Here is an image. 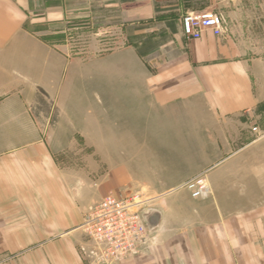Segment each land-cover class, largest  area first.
<instances>
[{
	"label": "crops",
	"instance_id": "crops-1",
	"mask_svg": "<svg viewBox=\"0 0 264 264\" xmlns=\"http://www.w3.org/2000/svg\"><path fill=\"white\" fill-rule=\"evenodd\" d=\"M242 9V0H0V56L10 67L0 89L16 90L0 98V264H87L74 242L60 238L82 222L85 207L68 200L66 171L52 155L61 147L37 123L36 89L51 104L68 84L67 68H149L139 82L140 115L148 106L158 114L192 104L195 96L217 118L254 111L264 104V45L244 36ZM205 10L223 17L222 33L186 38L182 17ZM78 35L96 40L86 63L69 57L68 42ZM177 201L158 202L144 217L154 228L144 253L118 264H264L258 213L217 210L188 224Z\"/></svg>",
	"mask_w": 264,
	"mask_h": 264
},
{
	"label": "rangeland",
	"instance_id": "rangeland-1",
	"mask_svg": "<svg viewBox=\"0 0 264 264\" xmlns=\"http://www.w3.org/2000/svg\"><path fill=\"white\" fill-rule=\"evenodd\" d=\"M242 1L244 36L252 44L264 45V0ZM95 43L86 35L70 38L69 57L86 63L95 58L90 49ZM99 45V50L107 49ZM8 68L0 56V78ZM143 69L67 68L68 84L51 104L36 89L37 123H45L51 141L56 140L52 144L61 147L60 153L52 155L61 172L66 171L68 200L85 207V214L107 194L142 192L150 199V210H156L158 202L176 198L178 215L188 224L211 220L217 210L227 215L255 212L264 254V104L222 119L195 96L192 104L178 102L158 114L148 106L140 115L139 82L151 74L149 68L146 74ZM13 91L0 89V98ZM48 111L50 121L43 122ZM168 177L182 183L168 184L172 180ZM197 177L206 179L208 192L195 199L184 184ZM185 196L187 201L179 199ZM80 225L60 237L74 242L77 252L85 241Z\"/></svg>",
	"mask_w": 264,
	"mask_h": 264
},
{
	"label": "built area",
	"instance_id": "built-area-1",
	"mask_svg": "<svg viewBox=\"0 0 264 264\" xmlns=\"http://www.w3.org/2000/svg\"><path fill=\"white\" fill-rule=\"evenodd\" d=\"M223 27V17L211 10L191 12L181 19L184 36L193 40L206 31L219 36ZM184 189L195 199L208 192L203 177L189 180ZM149 201L135 191L120 197L107 195L89 206L80 225L85 237L78 247L82 260L87 264H118L142 255L154 231L144 219L152 211L147 206Z\"/></svg>",
	"mask_w": 264,
	"mask_h": 264
}]
</instances>
